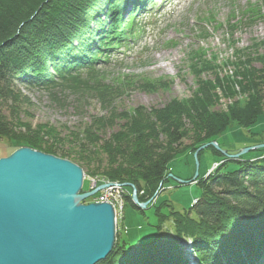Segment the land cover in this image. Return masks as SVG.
Listing matches in <instances>:
<instances>
[{
  "label": "trees",
  "instance_id": "16d2710c",
  "mask_svg": "<svg viewBox=\"0 0 264 264\" xmlns=\"http://www.w3.org/2000/svg\"><path fill=\"white\" fill-rule=\"evenodd\" d=\"M150 6L153 0H0V140L67 159L87 172L102 170L108 181L145 191L139 199L147 202L169 181L166 173L178 154L216 143L233 127L249 130L259 123L264 116V56H251L250 50L236 52L234 74L223 78L215 62L200 53L191 57L197 88L188 101L119 112L118 103L130 90L168 88L147 78H106L111 65L123 64V48L129 51L127 46L141 35L139 25ZM261 16L264 7L229 24L252 23ZM208 73L215 79L206 80ZM19 86L44 88L53 97L69 91L76 96V110L94 97L108 114L91 118L77 132L33 125L22 118L30 116L31 104ZM219 91L245 99L218 112ZM54 102L63 105L62 99ZM116 126L120 129L106 139L104 134ZM96 146H106L107 166L99 161ZM230 161L239 167L222 172L228 167L225 161L198 180L202 196L183 213L158 198L149 208L156 235L129 243L118 233L116 247L100 264H189L188 255L197 264H264V155ZM126 190V203L144 214L133 203L131 189ZM173 219L171 232L162 235V227Z\"/></svg>",
  "mask_w": 264,
  "mask_h": 264
},
{
  "label": "rangeland",
  "instance_id": "374dc122",
  "mask_svg": "<svg viewBox=\"0 0 264 264\" xmlns=\"http://www.w3.org/2000/svg\"><path fill=\"white\" fill-rule=\"evenodd\" d=\"M157 2L159 1H153L156 5L148 10L149 15L139 25L141 35L127 46L129 51L123 48L122 52L125 54L124 57H121L125 58L123 64L111 65L106 71V78L108 81L127 76H134V79L147 78L151 81H163L167 83L168 88L150 92L130 90L127 98L119 101V112L137 109L140 106L149 110L163 109L171 101L190 100L197 88V78L191 70L190 63L191 57L196 54L200 53L210 62H215L216 67L220 69V72H217L220 78L226 74H234L235 69L232 63L236 60L238 50H250L251 56L258 58L264 56V16L252 23L245 22L244 19L238 25L229 24L233 20L234 22L237 19L241 21L248 14L255 13L259 7L262 9L264 0H166L164 3ZM256 46L259 47L257 52ZM258 58L255 60V67L259 69L261 63ZM215 76L213 73H208L204 78L214 80ZM17 90L31 104L30 118L25 115H22V118L33 125L51 124L60 130L66 127L72 132H77L82 130L83 124L90 122L91 118H101L108 114L94 97L87 101L84 109L76 110L74 109L76 96L69 91L59 92L56 97H53L44 88L19 86ZM237 96V98H228L219 91L221 102L216 110L228 112L234 102L245 99L240 95ZM58 98L62 99L63 105L54 102ZM119 129V126L110 128L104 134L107 136L106 139ZM216 143L218 147L213 146V149L209 146L197 156L196 152L190 151L178 154L169 164V172L166 173L169 181L158 186L153 204L159 198V203L168 202L175 211L184 212L190 208V205H197L202 196L198 180L207 178L208 173L213 174L219 164H223L225 161H228V167L222 172L239 167L236 162L230 161L236 159L234 157L228 159L225 153L233 156L237 154V151L239 154L245 149L254 148L243 156L256 158L264 155V149L258 148L264 143V116L249 130L231 128L219 137ZM184 144L189 145L190 141L185 140ZM19 145L10 143L8 140H0L1 158H6L22 148ZM96 147L99 151V161L107 166L106 146ZM81 169L84 173L82 193H91L106 186L83 201L85 205L93 204L102 197L111 181L105 179L102 170L87 172L86 168ZM181 182L185 183L182 185ZM125 188L127 189V187ZM143 193L146 192L138 191L140 196H143ZM124 194L125 197L129 196L127 192ZM123 202L124 206L118 210V214L115 212L120 218L124 216L121 221L117 219V231L122 228L124 230L122 240L129 243L136 240L146 242L152 238L153 234L156 235V229L151 226L156 223L153 209H147L143 214L126 203V200ZM164 208L166 211L169 209V207ZM174 220H169L162 227V235L171 232Z\"/></svg>",
  "mask_w": 264,
  "mask_h": 264
},
{
  "label": "water",
  "instance_id": "95a60500",
  "mask_svg": "<svg viewBox=\"0 0 264 264\" xmlns=\"http://www.w3.org/2000/svg\"><path fill=\"white\" fill-rule=\"evenodd\" d=\"M209 146H202L196 156ZM264 149V143L259 145ZM254 148L229 156L236 160ZM83 170L76 164L31 148L0 159V264H99L113 252L118 223L108 204H83ZM130 188L133 203L147 210L157 193L141 202ZM144 194V193H143ZM123 226V225H122Z\"/></svg>",
  "mask_w": 264,
  "mask_h": 264
},
{
  "label": "built area",
  "instance_id": "2783aa9c",
  "mask_svg": "<svg viewBox=\"0 0 264 264\" xmlns=\"http://www.w3.org/2000/svg\"><path fill=\"white\" fill-rule=\"evenodd\" d=\"M109 183H111V184H109L108 188L105 189L104 194L102 195V197L98 198L96 201L97 202L100 201V202H102V204L112 205V207H114L115 212H116V209H117L116 213L118 214V210H120L124 206V205H117L118 202H119V197L120 196H125L124 193L127 192V190H126L125 186L120 185L117 182L116 183L109 182Z\"/></svg>",
  "mask_w": 264,
  "mask_h": 264
},
{
  "label": "bare ground",
  "instance_id": "6f19581e",
  "mask_svg": "<svg viewBox=\"0 0 264 264\" xmlns=\"http://www.w3.org/2000/svg\"><path fill=\"white\" fill-rule=\"evenodd\" d=\"M202 147V146H201ZM200 147V148H201ZM197 152V151H196ZM1 159V158H0ZM210 174L208 173V175L206 176V177H208ZM168 179H169V177H168ZM185 183V182H184ZM183 182H181V184L183 185L184 184ZM124 200H126V197L125 196H120L119 197V202H118V204L117 205H124L123 203V201ZM84 203V202H83ZM117 203V202H116ZM93 204H102V202H94ZM109 205V204H108ZM112 206V205H111ZM114 208V207H113ZM116 212H117V209H116ZM181 213H183V212H181ZM122 215H123V213H122ZM123 217L124 216H122L121 218L120 217H118V215H117V219L119 220V221H121L122 219H123ZM123 234V233H122ZM116 242H117V240H116ZM121 244V243H120ZM115 247H116V245H115ZM114 247V248H115ZM189 254H192V251H190L189 252ZM106 261V260H105ZM105 261H102V262H105ZM186 261H188L189 262V264H197L196 262H195V260H194V258H193V256L192 255H188V258H186ZM102 262H100V263H102ZM99 263V264H100Z\"/></svg>",
  "mask_w": 264,
  "mask_h": 264
}]
</instances>
